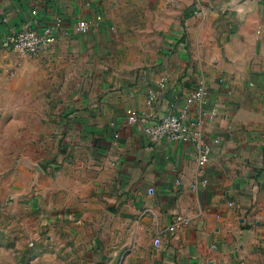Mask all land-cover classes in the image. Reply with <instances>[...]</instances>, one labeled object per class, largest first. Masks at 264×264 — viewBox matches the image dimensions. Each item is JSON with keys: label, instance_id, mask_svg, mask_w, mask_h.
<instances>
[{"label": "crops", "instance_id": "crops-1", "mask_svg": "<svg viewBox=\"0 0 264 264\" xmlns=\"http://www.w3.org/2000/svg\"><path fill=\"white\" fill-rule=\"evenodd\" d=\"M233 2L0 0V35L25 22L41 29L64 18L55 42L38 54L20 61V52L0 49V104L17 93L19 74L33 64L58 80L66 93L60 150L67 161L57 168L59 190L82 199L91 194L76 205L79 228L136 221L154 235L159 264H196L264 235V0L248 8ZM199 4L206 9L196 12ZM80 19L93 23L88 31L75 28ZM13 72L16 77L7 75ZM201 79L206 99L189 101ZM214 105L218 113L211 117L206 110ZM132 108L149 117L201 116L200 136L154 141L141 123L129 121ZM202 140L212 150L201 173ZM61 214L47 211L42 220L59 224ZM172 222L179 224L175 232L167 230ZM52 235L36 238L33 248L24 238L0 239V264L59 261L45 252ZM90 245L92 253L101 242Z\"/></svg>", "mask_w": 264, "mask_h": 264}, {"label": "rangeland", "instance_id": "rangeland-1", "mask_svg": "<svg viewBox=\"0 0 264 264\" xmlns=\"http://www.w3.org/2000/svg\"><path fill=\"white\" fill-rule=\"evenodd\" d=\"M18 55L20 61L23 55L30 57L21 52ZM7 75L13 78L17 73ZM54 77H46L38 64H33L28 73L19 74L23 82L17 93L0 104V239L24 238L26 247L33 248L36 238L46 239L47 233L53 234L52 247L45 252L59 261L50 258L49 264H159L154 255V235L140 230L136 221L116 219L101 228H79L76 221L81 213L75 208L91 199V194L82 199L59 190L61 176L57 168L59 163L62 168L67 163L60 150L66 107L62 99L66 93ZM45 184L49 190L44 195L41 188ZM35 199L36 204L31 202ZM54 209L63 212L59 224L42 220L47 211ZM31 229L40 237L33 236ZM96 238L101 242L99 250L92 245ZM87 243H91L92 253L86 248ZM89 254H98L99 259L86 257ZM104 254L110 255L111 260L107 261ZM196 264H264V235L234 253L207 257Z\"/></svg>", "mask_w": 264, "mask_h": 264}, {"label": "built area", "instance_id": "built-area-1", "mask_svg": "<svg viewBox=\"0 0 264 264\" xmlns=\"http://www.w3.org/2000/svg\"><path fill=\"white\" fill-rule=\"evenodd\" d=\"M196 12H201L206 9L202 4L195 7ZM64 18L61 15L39 29L32 21L25 22L21 27L7 31L0 35V49H9L18 51L24 54L35 55L49 48L55 42L58 32L64 26ZM92 22L87 19H80L75 23V28L78 31H88ZM161 84L164 85L167 77L161 78ZM208 87L204 79L194 87L187 96L189 101L203 102L208 94ZM157 94L156 90L151 91L150 97L154 98ZM205 112V110H203ZM208 115L214 117L218 113L216 105L211 106L206 110ZM130 122H138L142 124L143 130L148 137L154 141H160L166 137L181 140L195 139L200 136L198 125L201 124L203 118L200 116L197 119L187 121L184 119V113L176 111H167L157 117H149L142 115L138 109L132 108L128 114ZM219 137H215L214 141H219ZM200 150L198 153L199 171L202 173L205 170L207 163L211 158L212 143L209 141H201ZM203 182H207V178H203ZM189 220H183V223H188ZM177 222H172L168 225L167 230L175 232L178 227ZM164 238V234H159L155 237V244H160Z\"/></svg>", "mask_w": 264, "mask_h": 264}, {"label": "water", "instance_id": "water-1", "mask_svg": "<svg viewBox=\"0 0 264 264\" xmlns=\"http://www.w3.org/2000/svg\"><path fill=\"white\" fill-rule=\"evenodd\" d=\"M258 0H234L233 5L235 4H245L247 8L249 6H255Z\"/></svg>", "mask_w": 264, "mask_h": 264}]
</instances>
